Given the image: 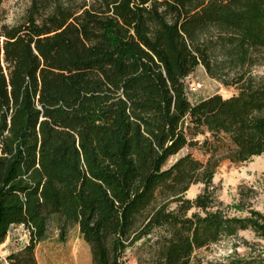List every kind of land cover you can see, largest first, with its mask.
<instances>
[{"label":"trees","instance_id":"1","mask_svg":"<svg viewBox=\"0 0 264 264\" xmlns=\"http://www.w3.org/2000/svg\"><path fill=\"white\" fill-rule=\"evenodd\" d=\"M260 64L264 0H31L0 24V245L13 225L28 232L8 264H38L52 224L61 238L78 226L93 264L132 249L138 264H193L242 230L264 238V212L226 205L213 184L220 149L235 163L264 155ZM200 65L238 92L192 101Z\"/></svg>","mask_w":264,"mask_h":264},{"label":"rangeland","instance_id":"2","mask_svg":"<svg viewBox=\"0 0 264 264\" xmlns=\"http://www.w3.org/2000/svg\"><path fill=\"white\" fill-rule=\"evenodd\" d=\"M30 2L31 0H5L0 7V24L19 22ZM235 72L236 70H230L229 74L234 75ZM252 73L258 77L263 76L264 64L252 67ZM197 83H201V87L190 91V86H196ZM187 87L192 101L215 92L230 96L239 90L237 85L227 86L221 80L211 77L202 65L198 66L187 79ZM206 138L213 140L210 133L197 137L200 142ZM204 149L205 147L199 148V145L190 148L196 158L205 161L209 155L204 153ZM187 151V148L183 149L178 155L171 157L169 163ZM225 151V148H222L216 154L220 162L214 174L213 184L217 188L218 198L230 206L243 200L246 204L251 203L254 208L264 212V155H256L247 161L235 163L225 157ZM203 187V183L191 185L186 197L195 198ZM239 214L243 213L239 212ZM27 241L26 228L15 225L3 242L6 247L1 245L0 250L8 249L10 246L15 249L22 243L26 244ZM260 254H264V238L247 229L240 231L236 237L225 238L210 247L197 250L192 257V263L215 264L225 261L230 255L252 257ZM36 257L38 264H93L90 245L81 236L78 226H72L66 236L61 238L59 229L52 224L47 238L36 246ZM124 264H138L136 249L127 251Z\"/></svg>","mask_w":264,"mask_h":264},{"label":"crops","instance_id":"3","mask_svg":"<svg viewBox=\"0 0 264 264\" xmlns=\"http://www.w3.org/2000/svg\"><path fill=\"white\" fill-rule=\"evenodd\" d=\"M206 96H204V97H201V98H199V99H202V98H205ZM199 99H197V100H199ZM196 100V101H197ZM11 230V229H10ZM9 233H10V231H9ZM8 233V234H9ZM1 245H4V247H6V245H5V243H3V244H1ZM1 245H0V247H1ZM23 245V243L21 244V245H19L18 247H16L15 249H12L11 248V246L7 249H1L0 250V263H2V264H8L9 262H8V259H7V256H8V254L11 252V251H16V250H18L21 246Z\"/></svg>","mask_w":264,"mask_h":264},{"label":"built area","instance_id":"4","mask_svg":"<svg viewBox=\"0 0 264 264\" xmlns=\"http://www.w3.org/2000/svg\"><path fill=\"white\" fill-rule=\"evenodd\" d=\"M200 87H201V83H197L196 86H190V89H189V90H190V91H193V90H195L196 88H200ZM187 89H188V87H187ZM13 226H15V225H13ZM13 226H12V227H13ZM20 226H23V227H24L23 224H20ZM12 227H11V228H12Z\"/></svg>","mask_w":264,"mask_h":264}]
</instances>
